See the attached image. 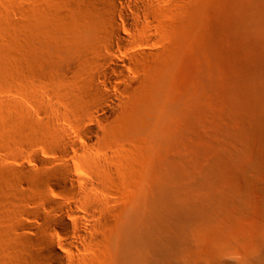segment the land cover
<instances>
[{
    "label": "rangeland",
    "instance_id": "obj_1",
    "mask_svg": "<svg viewBox=\"0 0 264 264\" xmlns=\"http://www.w3.org/2000/svg\"><path fill=\"white\" fill-rule=\"evenodd\" d=\"M19 1L12 3L18 7L10 6L15 11L9 9L23 49L13 48V37L0 31V134L15 120L28 124L23 129L28 133L20 144L7 132L0 135V210L6 207L9 215L0 217V231L9 224L13 237L35 240L49 227L67 258L64 264H118V229L140 210L150 219L142 220L140 228L157 235L164 222L166 234L161 228L162 236L155 239L161 236L173 248L181 245L175 251L183 253H171L170 264H264V127L256 125L264 115V0H48L50 7L43 6L39 16H30ZM113 16L122 37L109 29ZM102 58L109 61L97 84L110 100L84 111L86 118L64 92L76 89L90 99L93 92L81 84L89 66ZM35 89L41 93H32ZM45 123L64 128L69 156L62 145L49 143ZM84 158H111L105 166L117 177L101 178L93 161ZM65 163L73 184L57 174ZM39 170L47 173L41 189L29 180L35 181L33 172ZM5 178L15 182L21 197L8 194ZM93 180L101 184L91 191L99 205L86 203L79 193L83 181ZM11 195L19 199L11 201ZM67 201L72 204L63 212L66 231L56 221L61 215L56 204ZM192 207L197 218L190 215ZM207 207L216 215L208 210L205 218ZM157 211L168 216L160 225L159 214L154 219ZM103 213L105 223L100 222ZM178 213L188 227L170 220ZM78 221L84 234L97 241L76 251L71 261L65 244L78 241ZM88 223L95 225L90 233ZM3 247L0 239V264H16ZM88 256L91 262H81Z\"/></svg>",
    "mask_w": 264,
    "mask_h": 264
},
{
    "label": "bare ground",
    "instance_id": "obj_2",
    "mask_svg": "<svg viewBox=\"0 0 264 264\" xmlns=\"http://www.w3.org/2000/svg\"><path fill=\"white\" fill-rule=\"evenodd\" d=\"M4 1H6V0H4ZM9 1V0H8ZM8 1H6V3L8 2ZM11 1V0H10ZM13 1H14V3H15V0H12L11 2L13 3ZM16 1H18V0H16ZM21 1L22 0H20L19 2H17V3H21ZM51 1V0H50ZM57 1V0H56ZM60 1V0H59ZM59 1H58V4H60L59 3ZM51 2H53V0L51 1ZM5 2H3L2 0H0V31L1 32H3L5 35H9L10 36V38L11 37H13V48H15V49H18V50H20V49H23L22 48V44H21V40L19 39V37L18 36H16L15 34V26L17 25V22L16 23H14L15 22V20H14V22L11 20V18H12V16L10 17V9L12 10V12L13 11H15V10H13L12 8H10V6L12 7H16V6H14V4L12 5V3H10V2H8V4H6ZM11 4V5H10ZM22 4L23 5H25V10H27L26 12H28V13H30V16H31V14L32 15H37L38 14V11H40V9L41 8H44L43 6H48L49 5V1L48 0H23V2H22ZM52 4V3H51ZM62 4V3H61ZM18 7V6H17ZM24 7V6H23ZM49 7H50V5H49ZM53 7V6H52ZM51 7V8H52ZM56 8H57V6H55ZM10 8V9H9ZM20 8V7H19ZM21 8H22V5H21ZM47 8V7H46ZM50 8V9H51ZM24 8H22V10H23ZM41 10H43V9H41ZM24 11V10H23ZM43 11H45V10H43ZM47 11V10H46ZM26 12H24V13H26ZM48 13V12H47ZM44 14V13H43ZM29 15V14H28ZM42 15V14H41ZM38 16H39V14H38ZM65 18V17H64ZM32 19H34V17H32ZM38 19V18H37ZM112 19V21H110L111 23L109 24V29H110V31H111V33L112 34H115V35H117V36H120V37H122L121 36V32H120V27H119V24L117 23V21L115 20V18H114V16H113V18H111ZM50 21V20H49ZM16 24V25H15ZM18 26V25H17ZM107 34H109L108 33V31H107ZM1 35V34H0ZM18 35H19V33H18ZM8 36V37H9ZM22 36V35H21ZM21 36H20V38H21ZM108 36V35H107ZM7 37V38H8ZM22 39V38H21ZM1 41V40H0ZM5 41V40H4ZM3 41V42H4ZM10 41H12V40H10ZM9 41L7 40V43H8ZM5 43V42H4ZM6 44V43H5ZM8 44H10V43H8ZM7 44V45H8ZM27 44V43H26ZM11 46L12 45H10V47L9 48H11ZM7 48V47H6ZM6 50V49H5ZM28 50V49H27ZM15 51V50H14ZM24 53V52H23ZM26 53V52H25ZM35 53V52H34ZM14 54V53H13ZM19 54V53H18ZM9 55V54H8ZM17 57H18V55L17 54H15ZM29 56V55H28ZM100 56H101V54H100ZM12 57V56H11ZM15 56H13L12 58H14ZM21 57H22V53L20 54V59H21ZM32 57H33V55H32ZM9 58H10V56H9ZM23 58V57H22ZM25 58H27V57H25ZM8 59V58H7ZM33 59V58H32ZM97 60V59H96ZM24 62H25V60H23ZM22 61V62H23ZM109 61V59H107V58H102V60H100V62H95V60H94V64L92 63L90 66H89V69H88V73L85 75L86 76V78H84V76H82L81 75V77L82 78H84L85 80H84V82H83V84H81V85H85V89L86 90H89V92L91 91V93H92V98L90 97V99H88V100H84V98L81 96V94L80 93H83V92H79V90H76V89H74V90H72V89H70V90H68L67 92L65 91L64 93H65V95H67V99L73 104L72 106L74 107V110H75V112L77 111V112H86V111H88L90 108H92V107H94L95 105H99V104H102V103H104V102H108L109 100H110V94H109V92H104V90H102V88L97 84L98 82H97V79L98 78H100L101 77V75H103V73L105 72L104 71V69L102 68V65L103 64H105V63H107ZM29 62V61H28ZM115 61H113V63H114ZM12 63V62H11ZM4 64V63H3ZM12 65V64H11ZM18 65H19V63H18ZM18 65H17V67H18ZM16 66V65H15ZM33 66V65H32ZM4 67V66H3ZM7 67V66H6ZM13 67V66H12ZM16 67V68H17ZM16 68H14V70L16 69ZM17 69H19V68H17ZM0 71H2V70H0ZM11 71V70H10ZM3 72V71H2ZM16 72V71H15ZM6 73V72H5ZM12 74H13V72H12ZM19 74V73H18ZM17 75V74H16ZM25 75V74H24ZM29 75V74H28ZM2 76H4L3 74H2ZM2 76H0V77H2ZM10 76V75H9ZM80 76V75H79ZM21 79V78H20ZM26 80V79H25ZM81 80V79H80ZM31 80H29V82H30ZM7 83H8V81H6ZM5 82V83H6ZM26 82V81H25ZM6 83V84H7ZM45 83V82H44ZM5 84V85H6ZM17 84V83H16ZM24 83H22V85H23ZM30 84H31V82H30ZM40 84V83H39ZM43 84V83H42ZM48 84V83H47ZM46 84V85H47ZM55 84V83H54ZM4 85V84H3ZM24 85H26V83L24 84ZM28 85V84H27ZM34 85H35V83H34ZM45 85V86H46ZM8 85H6V87H7ZM11 86V85H10ZM9 86V87H10ZM14 85H12V87H13ZM17 86V85H16ZM15 86V87H16ZM21 86V85H20ZM32 86H33V84H32ZM42 86V85H41ZM75 86V85H74ZM83 86H82V89H83ZM3 87V86H2ZM31 87V86H30ZM35 87V86H34ZM38 87V86H37ZM53 87V86H52ZM61 87V86H60ZM77 87V86H76ZM78 87H81V86H78ZM4 88H5V86H4ZM20 88V87H19ZM28 88V87H27ZM46 88V87H45ZM54 88V87H53ZM73 88V87H72ZM18 89V88H17ZM16 89V90H17ZM22 89V88H21ZM26 89V88H25ZM24 89V90H25ZM32 89V88H31ZM48 89H49V87H48ZM52 89V88H51ZM56 89H57V87H56ZM55 89V90H56ZM68 89V88H67ZM79 89V88H78ZM84 89V90H85ZM19 90V89H18ZM28 90V89H27ZM58 90V89H57ZM21 91H23V89L21 90ZM32 91H33V89H32ZM39 91V92H38ZM41 91H43V90H41ZM49 91H51V90H49ZM54 91V90H53ZM59 91H62V88H61V90H59ZM252 91V90H251ZM25 92V91H24ZM30 92V91H29ZM45 92H46V90H45ZM63 92V91H62ZM28 93V92H27ZM32 93H36V94H39V93H41L40 92V90L38 89V90H34V92H32ZM57 93H58V91H57ZM56 93V91H55V93H54V95L55 94H57ZM43 95H45L44 94V92L42 93ZM86 94V93H85ZM84 94V95H85ZM29 95H30V93H29ZM41 95V94H40ZM40 95H37L38 97L40 96ZM63 95V94H62ZM64 95V96H65ZM90 95V94H89ZM36 96V95H35ZM32 97V96H31ZM42 97V96H41ZM63 97V96H62ZM62 97H61V99H62ZM250 97V96H249ZM33 98V97H32ZM83 98V99H82ZM251 98V97H250ZM36 99H37V97H36ZM35 99V100H36ZM41 99H43V98H41ZM65 99H66V97H65ZM39 101V100H38ZM4 101H2V99H1V102L0 103H3ZM10 104V103H9ZM69 104V103H68ZM6 105V104H5ZM5 105H3L4 107H6ZM1 106V105H0ZM13 107H14V105H12ZM260 106V105H259ZM259 106H258V109H259ZM16 107V106H15ZM11 108V107H10ZM4 109V108H3ZM6 109V108H5ZM4 109V110H5ZM12 109V108H11ZM10 109V110H11ZM264 110V109H263ZM262 110V111H263ZM2 111V110H1ZM1 111H0V113H1ZM12 111V110H11ZM262 111H260L259 113L261 114L262 113ZM6 112V111H5ZM14 112V111H13ZM17 112V111H16ZM70 112V111H69ZM74 112V113H75ZM84 112V113H85ZM74 113H73V115H74ZM259 113H255L257 116L259 115ZM23 114V113H22ZM72 114V113H71ZM81 114V113H80ZM262 114H264V112L262 113ZM11 115V114H10ZM13 115V114H12ZM20 115V114H19ZM68 115V114H67ZM73 115H70L71 117L73 116ZM77 115V114H76ZM86 115V113L83 115L82 114V116L84 117ZM23 116V115H22ZM69 116V117H70ZM86 116H88V115H86ZM85 116V117H86ZM1 117V116H0ZM24 117V116H23ZM74 117H75V115H74ZM82 117V118H83ZM260 117V120L263 118V120L262 121H260L259 119H257L258 120V122L256 123V125L257 126H260L261 128L260 129H262L263 127H264V123H262V122H264V115H263V117L261 116V115H259L258 116V118ZM4 118V117H3ZM14 118H15V116H14ZM87 118V117H86ZM8 119V118H7ZM10 119V118H9ZM18 119V118H17ZM84 119V118H83ZM6 120V119H5ZM20 120V119H19ZM25 121V120H24ZM24 121H22V123L24 122ZM254 121V120H253ZM8 123H9V121H7ZM7 122H5V123H7ZM255 122V121H254ZM261 122V123H260ZM1 123V122H0ZM4 123V124H5ZM17 123H21L20 121L18 122V121H14V122H12L10 125H8L9 127L7 128V131L5 130V133L7 132V136L5 135V133H4V135L2 134H0L1 136H6L7 138L9 137V139L12 141L13 139L14 140H16L15 142L16 143H19L18 141H19V139H22V138H26V136H27V133L25 134V130H23V129H25L26 127H28V124H27V126L24 128L23 127V124L20 126V124L18 125ZM28 123H30V122H28ZM260 123V124H259ZM25 124V123H24ZM46 124V123H45ZM47 124H49V123H47ZM47 124H46V126L44 127V128H48L49 130L47 131L48 132V135H47V137L49 138V143L50 144H53V145H62V147H60V148H62L63 149V153H64V155L65 156H69V152H68V150H67V146H66V144H67V141L65 142V140L67 139H65L64 138V133H63V130H64V128H63V130L60 128V129H58V127H57V129H55V128H49V126L50 125H48V127H47ZM51 124V123H50ZM31 125V124H30ZM35 125V124H34ZM263 125V126H262ZM2 126V125H1ZM39 126V125H38ZM256 126V127H257ZM7 127V126H6ZM5 127V128H6ZM31 127V126H30ZM29 127V128H30ZM34 127V126H33ZM56 127V126H55ZM258 128V127H257ZM256 129V128H255ZM0 130H3L2 128L0 129ZM43 130V129H42ZM263 130H264V128H263ZM4 131V130H3ZM25 131V132H24ZM41 131V130H40ZM1 133V132H0ZM30 133V132H29ZM37 133V132H36ZM263 133V132H262ZM43 134H44V132H43ZM35 137V136H34ZM41 137H42V135H41ZM255 137V136H254ZM3 138V137H2ZM32 138V137H31ZM38 138H39V136H38ZM8 139V140H9ZM65 139V140H64ZM1 140V139H0ZM5 140V139H4ZM13 140V141H14ZM35 140V139H34ZM251 140V139H250ZM2 141V140H1ZM12 141V142H13ZM20 141H23V139L22 140H20ZM29 141V140H28ZM31 141H33V139H31ZM48 141V140H47ZM5 142H7V139L4 141V143ZM9 142V141H8ZM26 143H27V141H25ZM26 143H24V144H26ZM8 144V143H7ZM20 144V143H19ZM19 144H18V146H19ZM49 144V145H50ZM254 144V143H253ZM257 144V143H256ZM13 145V144H12ZM16 145V144H15ZM21 145H22V143H21ZM258 145V144H257ZM10 146H11V144H10ZM9 146V147H10ZM15 147V146H14ZM21 147H23V145L21 146ZM21 147L19 146V148L21 149ZM55 147V146H54ZM10 148H12V146L10 147ZM16 148V147H15ZM15 148H13L12 150H15ZM18 148V147H17ZM17 153H21V152H17ZM85 157H87L86 155H85ZM88 158V157H87ZM86 158H84L83 160L84 161H93L92 163H94V166H95V168H96V170L99 172V175H100V177L101 178H104V179H106V177L107 176H109V177H107V178H110V177H117V172L116 171H114L113 169H108V168H106V166H105V164L109 161V160H112L111 158H107V159H95V158H92L91 160H89V159H86ZM262 166V165H261ZM260 168V167H259ZM56 170V171H55ZM54 170V172H55V174H56V172H57V169H55ZM41 170H39V172L37 171V172H33L34 174L36 173V176H35V181H33V179L31 180V178L29 179V178H27V179H29L30 181H32L33 182V184H35V185H33V186H36L37 184V187H39L40 189L41 188H44V186H45V182H46V177H47V173H46V171H41ZM6 172V171H5ZM5 172H2L1 174H3V173H5ZM8 172V171H7ZM10 173V172H9ZM38 173V174H37ZM52 173V172H51ZM6 174V173H5ZM4 174V175H5ZM11 174V173H10ZM58 175L60 174L61 175V180L65 183V184H73L74 182H75V180H74V177L72 176V174H71V172H70V166L68 165V164H64V165H62L61 166V168L59 169V172L57 173ZM209 174V173H208ZM8 175L9 174H7V176H6V178L8 177ZM13 175V174H12ZM57 175V176H58ZM59 175V176H60ZM1 176V175H0ZM54 176V175H53ZM210 176V175H209ZM4 177V176H3ZM10 177H11V175H10ZM18 177V176H17ZM16 177V178H17ZM5 178V179H6ZM9 178V177H8ZM9 181V180H8ZM7 181V179H6V181L5 182H8ZM11 181V180H10ZM8 182V183H6L7 185H5V183H4V185H5V187L7 188V189H10L9 190V192H11V193H8V194H12V195H14V197H15V195H17L16 193H18V191L16 192L15 191V186H16V184H15V182L14 181H11V182ZM32 182H30L31 183V185H32ZM37 183V184H36ZM100 183V182H99ZM98 183V181L97 180H93V181H83L82 182V188L79 190V193H81V195H82V199H83V201H86V203L87 202H89V203H95V204H98L99 205V200H98V198H97V196L93 193V192H91L92 190H100V185L101 184H99ZM18 187V186H17ZM32 187V186H31ZM6 189V190H7ZM33 189V188H32ZM7 192H8V190H7ZM14 192V193H13ZM165 192V191H164ZM20 193V192H19ZM18 193V194H19ZM184 193V192H183ZM35 194H37V193H35ZM39 194V193H38ZM162 194V193H161ZM167 194H169V193H167ZM167 194H166V196H167ZM11 195V196H12ZM171 195V194H170ZM179 195V194H178ZM181 196V195H180ZM184 197H185V195H183ZM19 197H21V193L19 194ZM19 197L17 198V196H16V198H13V196L12 197H10V200L12 201V198L13 199H19ZM164 197H165V195H164ZM173 197V196H172ZM182 197V196H181ZM183 197V198H184ZM161 198V203L163 204V202H164V200H166V199H163V197H160ZM160 198H159V200H160ZM166 198V197H165ZM168 198H171V196L170 197H168ZM172 199V198H171ZM171 199L169 200L168 199V201L170 202L171 201ZM175 199V198H174ZM174 199H173V201H174ZM179 199H181L180 197H179ZM3 200V199H2ZM158 200V199H157ZM185 200L188 202V200L185 198ZM4 201V200H3ZM2 201V202H3ZM7 200L5 199V202H6ZM10 201V202H11ZM10 202H9V204H10ZM166 202H167V200H166ZM165 202V204H169V203H166ZM172 202V201H171ZM4 203V202H3ZM7 203L8 202H6V206H7ZM15 203H16V201H15ZM159 203V202H158ZM12 204V203H11ZM71 204H72V202L70 203V202H62V203H60V202H58L56 205V208H57V213H61V215H59L58 216V220H56L57 221V223H58V225L62 228V229H64V230H66L67 231V229H69V226H68V224L65 222V220H64V218H63V212H67V211H70V209H71ZM157 203H155L154 205H156ZM160 204V203H159ZM159 204H157V205H159ZM0 205H2V204H0ZM13 205V204H12ZM157 205H156V207H157ZM163 206H167V205H163ZM209 206V205H208ZM3 207V206H2ZM12 207V206H11ZM158 207H161V205H159ZM210 207H212V206H210ZM10 208V207H9ZM13 208V207H12ZM165 208H169V206L168 207H165ZM196 208V210H193V209H195ZM192 207V211H195V212H193L194 214H192V212H191V216L192 215H194V216H199V214H197V207ZM208 209H206L207 210V212H206V210L204 211V213L206 214V216H205V218H207L208 217V215H210V214H212L213 212H210V209H209V207H207ZM161 209V208H160ZM159 209V210H160ZM1 210H3V212L5 211V210H8L6 207L3 209V208H1ZM0 210V211H1ZM13 210V209H12ZM141 210H143L144 211V208L143 209H141ZM154 210H155V208H154ZM157 210V209H156ZM208 210H209V212H210V214L208 213ZM86 211H87V209H86ZM139 211V212H138ZM137 212H138V214H137V212H136V215H135V213L134 214H132V215H129L125 220H124V222L120 225V227H119V229H118V232H117V235H116V254H117V260H118V264H153V263H155L156 264V262H158L157 264H159V262L161 261V260H164V264H170V263H172V262H169V259H170V257H171V259H172V255L173 254H177V252H178V255L180 254L179 252H181V251H177L178 249H181V248H179L177 245V243H176V246H175V248L177 249L176 251H175V248H173V246H170L169 244H167L166 242L165 243H163L164 242V235L166 234V224H163L161 221L164 219L163 217L164 216H167V215H164L165 213H160L159 211H157V213H156V215L154 214V219L156 220L157 218L155 217V216H157L158 214V223H159V225H160V222L162 223V226H158L157 227V231H158V228L161 230H159L158 232L159 233H157V235H156V233H155V230L153 229V230H149L147 227H142V228H140L139 227V225H140V223H141V221L143 220V222H142V224L146 221V220H150L149 218H148V216H146V215H144V214H139V213H141V211L140 210H138ZM161 211V210H160ZM163 211V210H162ZM166 212H167V210H165ZM164 211V212H165ZM172 210H170L169 211V213L168 214H170V213H172V212H174V211H172ZM212 211V210H211ZM215 212H216V210H214ZM2 212V211H1ZM10 212H11V210H10ZM154 213H155V211H153ZM152 212V213H153ZM9 213V212H8ZM149 213V212H148ZM203 213V212H202ZM201 213V214H202ZM207 213H208V215H207ZM1 215H2V213H0ZM6 214V212H4L3 213V215L1 216L0 215V217H1V219L2 218H4L3 216ZM12 214V213H11ZM10 214V215H11ZM13 214H14V211H13ZM12 214V215H13ZM205 214H202L200 217H203V215H205ZM213 214H215V213H213ZM212 214V215H213ZM216 215V214H215ZM6 216H9V215H7L6 214ZM78 216V215H77ZM87 216L88 217H90V213H89V211L87 212ZM136 216H138V217H136ZM170 216V220H172V221H174L175 222V224H182V223H185V222H187L188 220L185 218V216H182L181 215V213L179 214H171V215H169ZM197 216H196V218H197ZM80 217V216H79ZM168 217V216H167ZM167 217H165V219L167 218ZM210 217V216H209ZM208 217V218H209ZM6 218H8V217H6ZM82 218V217H81ZM136 218V219H135ZM193 218V217H192ZM192 218L190 219L191 221H192ZM211 218H215V217H211ZM9 219V218H8ZM7 219V220H8ZM167 220V219H166ZM189 220V221H190ZM107 221V216H106V213H103L102 214V216H101V220H100V222L101 223H105ZM180 222V223H179ZM1 224H3V223H1ZM141 224V225H142ZM155 224H157V223H155ZM179 225V228H182L183 226L182 225ZM188 224H190V223H185V224H183L184 225V227H188L189 225ZM102 225V224H101ZM158 225V224H157ZM163 225H164V228H163ZM194 225V224H193ZM9 226V227H8ZM8 226H7V228H5L4 227V229H5V231H0V239L2 240V243H3V245H4V249L6 248V250L8 251V253H10L11 254V256H10V258H11V262H12V260L14 261V262H16V264H17V262H19V264H21V261H23L22 263H24V260H28L29 262H30V260L33 262V264H54L55 262H58V264H64L65 262H66V260H67V258H66V256H65V254L58 248V246H57V244H56V241H55V239H54V236H53V232H52V230L49 228V227H45L44 229H42V230H40V238H38V239H35V240H32V239H29V238H27V237H19V238H15V237H13L12 235H11V231L9 230V228H10V225L8 224ZM85 226H86V229H87V231L90 233V231L92 230V228L95 226V225H91L90 223H88V224H85ZM192 225H190V227H191ZM2 227H3V225H2ZM13 228H14V226H13ZM13 228H10V229H12V231H13ZM83 228H85L83 225H81V221H78L77 222V224H76V234H77V242H76V240L75 241H73V243H67V244H65V247H68V249H69V247H70V249H69V251L71 252V261H74L75 260V256L77 255L76 254V251H80L81 250V248H84V249H86V247L88 248V246H89V243L91 242H94V241H97V239H91L90 237H88V235L86 236L85 234H84V231H83ZM155 228V227H154ZM163 229V237L161 238V236H162V229ZM1 229V228H0ZM6 230H9V231H6ZM164 230H165V232H164ZM156 231V232H157ZM10 234H9V233ZM161 233V234H160ZM165 233V234H164ZM158 234H160L161 236H160V238H159V240H157V239H155V238H157V236H159ZM10 235L12 236V238H15V239H12L11 237H10ZM156 236V237H155ZM178 238V237H177ZM179 238H181V237H179ZM19 239V240H18ZM155 240L156 241H158V242H155ZM180 241V240H179ZM179 241H176V242H178L179 243ZM181 241H183V238H181ZM180 241V242H181ZM76 242V243H75ZM79 242V243H78ZM160 242H161V244H160ZM90 243V244H91ZM158 245H157V244ZM182 245H183V243H181ZM68 245V246H67ZM154 245H156L157 247H155ZM161 246V248H160V246ZM86 246V247H85ZM158 249V252L160 251V254H161V256H162V258L161 259H159L158 261L156 260L157 258H158V256L160 255L158 252V254L157 253H154V255H156V258H154V259H150V258H152V256H154V255H152L151 256V254L155 251L156 252V249ZM84 249H82V250H84ZM173 249V250H172ZM172 250V251H171ZM174 251H175V253H174ZM171 253H173L172 255H170ZM181 253H183V252H181ZM175 254V255H176ZM181 255V254H180ZM179 255V256H180ZM183 255V254H182ZM89 257V256H88ZM155 257V256H154ZM160 257V256H159ZM93 258V257H89V258H83V259H81V262H85V261H87L88 259L90 260V262L93 260H91V259ZM88 260V261H89ZM156 260V261H155ZM150 261H155V262H153V263H150ZM14 262H12V263H14ZM27 264L29 263V262H27V261H25ZM25 263V264H26ZM86 263V262H85ZM15 264V263H14ZM30 264H31V262H30ZM56 264V263H55ZM160 264H163L162 263V261H161V263Z\"/></svg>",
    "mask_w": 264,
    "mask_h": 264
}]
</instances>
